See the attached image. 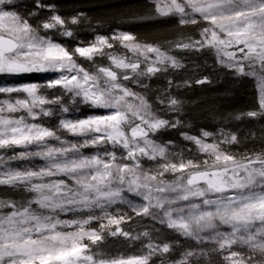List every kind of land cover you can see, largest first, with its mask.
I'll return each instance as SVG.
<instances>
[{
	"label": "snow or ice",
	"instance_id": "6c2138e0",
	"mask_svg": "<svg viewBox=\"0 0 264 264\" xmlns=\"http://www.w3.org/2000/svg\"><path fill=\"white\" fill-rule=\"evenodd\" d=\"M83 8L0 0V264H264V0H147L108 29ZM185 52L253 78V106L197 126L213 81Z\"/></svg>",
	"mask_w": 264,
	"mask_h": 264
},
{
	"label": "trees",
	"instance_id": "16d2710c",
	"mask_svg": "<svg viewBox=\"0 0 264 264\" xmlns=\"http://www.w3.org/2000/svg\"><path fill=\"white\" fill-rule=\"evenodd\" d=\"M96 3L107 4L110 5V7H90V5ZM145 4L146 0H72L71 4L63 7L65 11L69 12L73 6L84 5L83 10L87 11L90 16L95 18L92 20V24L95 25L100 21H106L103 26L105 29H108L110 25L111 27H115L113 19H118L119 13L127 11L129 7H141ZM132 30L141 34L150 33L156 37H167L171 39L173 33L176 31V26L174 23L169 22L157 24L155 26L141 25L135 27ZM83 31L85 32L79 35L81 40L88 38L87 32L91 31V29L87 24H84L81 26L80 33ZM183 31L190 34L193 30L184 29ZM179 58H181L182 62L185 64L192 66L199 65L201 68L199 75H206L213 81L211 84L193 87L186 94V98L188 100L200 101L195 105V107L188 109V111L191 113L193 122L197 126L203 127L208 125V130L213 131L215 129L212 127V125H214L216 122L210 119L211 113H234V110L239 111L241 109H248L253 106L257 94L256 82L253 78H235L231 73L216 65L215 58L211 53L201 54L195 52H185ZM180 75H184V73L182 72L178 74V76ZM189 75H191V73H189ZM148 83L150 84L151 89L163 87L162 80L154 79ZM261 123H264V121ZM230 126L233 128V130L237 128H243L245 131L248 129H254V125L250 121H232ZM175 135L177 141H179L178 135ZM173 136L174 135L167 133L168 138L171 139ZM2 191L4 190H0V192ZM15 198L19 199L20 196L17 195Z\"/></svg>",
	"mask_w": 264,
	"mask_h": 264
},
{
	"label": "rangeland",
	"instance_id": "374dc122",
	"mask_svg": "<svg viewBox=\"0 0 264 264\" xmlns=\"http://www.w3.org/2000/svg\"><path fill=\"white\" fill-rule=\"evenodd\" d=\"M71 1H72V0H61V4H62V5L64 4L63 6H68L69 4H71ZM68 14L70 15V14H71V11H69ZM84 32H85V31L81 32L80 34H82V33H84ZM102 34H107V32H104V33H102ZM87 37H88L87 39H92L91 31H88V32H87ZM136 91H140V89L137 88ZM172 135L176 136L175 133H172ZM170 136H171V135H170ZM69 138L71 139V137H69ZM163 139H165V140L170 139V138L167 137V133L164 134ZM169 238L171 239L172 236L170 235ZM181 242L184 243L183 240H181Z\"/></svg>",
	"mask_w": 264,
	"mask_h": 264
},
{
	"label": "bare ground",
	"instance_id": "6f19581e",
	"mask_svg": "<svg viewBox=\"0 0 264 264\" xmlns=\"http://www.w3.org/2000/svg\"><path fill=\"white\" fill-rule=\"evenodd\" d=\"M146 2H147V0H146Z\"/></svg>",
	"mask_w": 264,
	"mask_h": 264
}]
</instances>
